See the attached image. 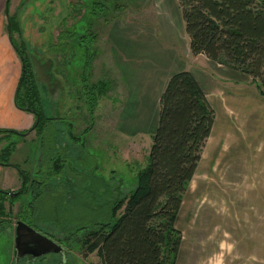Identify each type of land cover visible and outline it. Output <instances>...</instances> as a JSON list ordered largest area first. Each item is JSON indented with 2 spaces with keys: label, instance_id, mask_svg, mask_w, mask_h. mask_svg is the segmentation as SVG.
Masks as SVG:
<instances>
[{
  "label": "rangeland",
  "instance_id": "374dc122",
  "mask_svg": "<svg viewBox=\"0 0 264 264\" xmlns=\"http://www.w3.org/2000/svg\"><path fill=\"white\" fill-rule=\"evenodd\" d=\"M92 2L102 3L99 14L92 12ZM8 13L19 28V35L12 34L18 48L30 56L51 58L32 70L39 79L44 112L55 119L54 130L57 126L60 130L52 136L43 134V145L29 134L20 146L25 145L26 152L12 151L9 162L21 166L29 178L38 176L43 186L32 212L25 211L27 189L9 201L6 195L9 224L0 228V264L13 263L16 221L34 226L63 249L62 254L29 258L26 264H99L95 253L83 254V237L107 218L109 202L134 189L136 174L146 165L152 134H120L116 129L126 87L120 71L127 70L130 81L140 72L153 76L162 54H170L191 70L204 72L203 60L187 50L174 0H11ZM3 23L5 28L6 20ZM123 43L125 53L120 49ZM44 67L61 79L59 99L55 95L51 100L42 90ZM209 69L213 74L224 71L219 65ZM83 83L88 88L102 84L91 113L81 95ZM150 116L141 115L147 125ZM220 144L215 121L178 212L177 264H210L218 258L222 243L235 244L230 254L225 253L224 264H264V254L258 253L264 248V174L256 176L240 164L239 146H230L227 165L217 163L226 161V156L218 155ZM54 154L63 160L57 175L47 161ZM23 259L18 258L20 263Z\"/></svg>",
  "mask_w": 264,
  "mask_h": 264
},
{
  "label": "trees",
  "instance_id": "16d2710c",
  "mask_svg": "<svg viewBox=\"0 0 264 264\" xmlns=\"http://www.w3.org/2000/svg\"><path fill=\"white\" fill-rule=\"evenodd\" d=\"M8 2L6 0L4 5L6 28H9L10 43L20 62L13 103L18 110L32 115L33 124L21 133L0 130V166L10 165L15 137L33 132L43 145L45 129L55 120L47 118L43 111L27 50L18 48L12 37L14 32L19 35V28L14 18L7 15ZM175 2L190 55H202L216 65L244 75L264 98V0ZM101 4L91 3L94 14L100 13ZM83 84L81 95L87 112L91 113L96 92L101 94L98 87L102 84L91 88ZM213 117L204 94L188 71L168 77L158 98L146 165L137 172L130 194L114 199L107 218L87 231L81 242L83 254L95 253L99 264L176 263L181 243L176 216L200 160ZM47 161L51 172L57 175L62 167L61 155L54 154ZM18 173L22 186L14 197L27 189L30 199L25 211L32 212V206L41 195L43 181L36 175L29 178L19 169ZM6 198L0 190V228L9 224L4 209Z\"/></svg>",
  "mask_w": 264,
  "mask_h": 264
},
{
  "label": "crops",
  "instance_id": "0c3cea01",
  "mask_svg": "<svg viewBox=\"0 0 264 264\" xmlns=\"http://www.w3.org/2000/svg\"><path fill=\"white\" fill-rule=\"evenodd\" d=\"M5 2L6 0H0V130H12L21 133L31 128L33 117L27 112L18 110L13 103V97L20 75V62L10 43V31L8 35L7 28L3 27V21L6 20V12L4 10ZM10 2L11 0H9L8 4H10ZM7 15L12 16L9 15L8 9ZM184 39L187 46V39L185 36ZM112 43L116 44L113 40ZM121 47V51L125 53L126 45L123 43L120 45V49ZM112 50H114L113 47ZM162 56L160 57L159 63L158 61L156 62V67L153 70V72L155 71V75L153 76H144L140 72V76L134 81H130L126 76L127 70L125 71L122 69L120 71L122 78L126 81V87L124 88L121 112L116 121V129L119 133L132 135L142 131L153 133L158 108V98L166 80L170 75L185 70L191 74L214 113L210 132L202 149L200 159L209 137L212 136L213 125L216 121L217 133L222 136V144L218 145V155L220 157L226 156V161L221 159L222 161H218L217 163L227 165V154L228 151L232 150L230 146L234 149H237L239 146L242 159L240 164L246 165L245 167L249 168L250 173H254L256 176L258 173L264 174V98L249 84L248 78L221 66L220 67L223 68L224 71L221 70L213 74L209 71L210 65H218L205 59L202 55L191 56L202 58L204 72L191 70L186 63L182 65L170 54H162ZM49 59L51 58L45 57L44 55L42 56V62L46 60L49 61ZM167 75L169 76L167 77ZM41 80L43 81L41 87L44 94L49 96L51 100H56V98L59 99L53 96L54 94L57 95L58 91H61V79L51 75L49 69H46V74L44 72ZM55 85H59V90ZM211 95H214L215 99L210 97ZM142 113L151 114L149 125L142 119ZM139 116L140 120L138 119ZM58 129L60 130L57 126L56 130ZM56 130H54L51 123V125L46 127L45 133L47 132L50 135H54ZM32 133L33 132H30L29 134ZM26 136L15 137L19 139V141L16 143L14 150L19 148L22 155L26 152V147L24 145L23 148H20V146ZM47 142L49 141L47 140ZM223 145H225L226 148L221 149L220 146ZM225 149L227 150L226 153L222 151ZM13 153H11V156ZM26 155L27 154L23 157ZM22 160L25 161V158ZM197 166L195 171L197 170ZM49 168L51 170L50 164ZM18 169L26 175L23 168L17 163L10 162L9 166H0V190L16 192V190L22 186V184H20L21 178ZM15 187H17V189H15ZM110 203L111 202H109V205ZM255 203L257 204V202ZM254 245L256 246L257 243ZM180 246L177 259L181 248ZM258 253L264 254V248L260 249ZM177 259L175 264H177Z\"/></svg>",
  "mask_w": 264,
  "mask_h": 264
},
{
  "label": "water",
  "instance_id": "95a60500",
  "mask_svg": "<svg viewBox=\"0 0 264 264\" xmlns=\"http://www.w3.org/2000/svg\"><path fill=\"white\" fill-rule=\"evenodd\" d=\"M7 34L9 35V28H7ZM27 134L25 132L21 135L25 136ZM2 193L10 198L16 195V192L2 191ZM13 244V258L15 261L25 255L36 259L46 254H62L63 252L60 245L21 221L15 222Z\"/></svg>",
  "mask_w": 264,
  "mask_h": 264
},
{
  "label": "flooded vegetation",
  "instance_id": "af4514ba",
  "mask_svg": "<svg viewBox=\"0 0 264 264\" xmlns=\"http://www.w3.org/2000/svg\"><path fill=\"white\" fill-rule=\"evenodd\" d=\"M27 48H28V47H27ZM27 52H28V50H27ZM28 55H29V53H28ZM29 58H30L29 60H30L31 66H32V68H33L34 70H35V66H38L39 64H40L39 66H41V65H43L44 63L46 64V61H47V60H46L44 63L41 62L42 57H40V58H41V59H40V58H38V57H36V56H30V55H29ZM39 61H40V62H39ZM36 62H38L37 65L35 64ZM42 63H43V64H42ZM44 72H45V74H46V69H45V67H44ZM41 77H42V76H40V79H41ZM44 77H46V76H44ZM34 78H35L36 81H39L38 76H37V74L35 75V73H34ZM40 82L42 83L43 81L40 80ZM53 85H54V84H53ZM55 86H56L57 89L59 90V85H55ZM60 88H61V87H60ZM61 90H62V89H61ZM60 92H61V91H58L57 97H59ZM55 95H56V94H54V96H55ZM54 96H53V97H54ZM40 98H41V97H40ZM48 98H49V96H48ZM41 104H42V102H41ZM42 108H43V111H44V109H45L44 106H42ZM44 113H45V112H44ZM29 133H30V132H29ZM29 133H28V134H29ZM20 136H22V135H20ZM25 136H26V135H25ZM21 182H22V180H21ZM21 184H22V183H21ZM28 226H29V225H28ZM23 258H25V259H23V262H24V263H20L18 259L15 261L14 258L12 257V261H13L12 264H26V262L29 261L28 259L31 258V257L28 256V255H25V256H23ZM27 264H28V263H27Z\"/></svg>",
  "mask_w": 264,
  "mask_h": 264
},
{
  "label": "clouds",
  "instance_id": "9594fccd",
  "mask_svg": "<svg viewBox=\"0 0 264 264\" xmlns=\"http://www.w3.org/2000/svg\"><path fill=\"white\" fill-rule=\"evenodd\" d=\"M227 235V233L225 234ZM235 248V244H221V252L218 254V258L214 261H210V264H224V255L225 253L230 254L232 250ZM251 259L255 260V257H251Z\"/></svg>",
  "mask_w": 264,
  "mask_h": 264
}]
</instances>
